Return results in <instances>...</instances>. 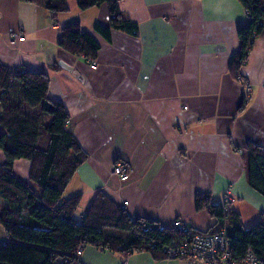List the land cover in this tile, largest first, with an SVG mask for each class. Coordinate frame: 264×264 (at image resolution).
I'll use <instances>...</instances> for the list:
<instances>
[{
    "label": "crops",
    "instance_id": "0c3cea01",
    "mask_svg": "<svg viewBox=\"0 0 264 264\" xmlns=\"http://www.w3.org/2000/svg\"><path fill=\"white\" fill-rule=\"evenodd\" d=\"M45 1L0 0V63L46 74L49 98L69 115L65 128L87 155L63 195H81L76 217L101 192L132 219L163 227L178 220L206 232L215 220L197 212L194 200L207 193L244 228L255 224L264 198L248 184L245 146L264 151V38L254 41L237 80L229 64L240 49L237 29L248 23L244 8L236 0H121L138 35L112 30L105 40L93 28L108 24L105 5L81 11L67 0L68 12L53 16ZM73 22L99 44L94 61L59 47L62 28ZM14 34L25 40L14 42ZM5 161L0 151V167ZM118 162L128 166L125 182L111 175ZM30 166L16 160L12 173L36 189ZM6 209L0 199V213ZM6 240L0 227V242ZM133 255L144 256V264H196Z\"/></svg>",
    "mask_w": 264,
    "mask_h": 264
},
{
    "label": "trees",
    "instance_id": "16d2710c",
    "mask_svg": "<svg viewBox=\"0 0 264 264\" xmlns=\"http://www.w3.org/2000/svg\"><path fill=\"white\" fill-rule=\"evenodd\" d=\"M35 3L37 0H20ZM67 0H46L44 7L53 16L68 12ZM81 11L105 5L106 26L95 24L94 31L110 40L112 30L136 37L138 27L120 11L121 0H75ZM249 21L237 29L239 51L231 57L229 71L237 75L252 49L254 41L264 38V0H236ZM59 47L88 61L97 58L99 44L78 22L61 30ZM49 78L21 68L9 69L0 63V151L5 163L0 167V199L8 209L0 213V227L9 237L0 246V264H83L77 251L85 247L110 252L126 259L147 253L154 261L168 260L162 248L179 242L185 235L199 231L175 230L157 221L137 217L97 192L82 217H76L81 195L63 200L66 187L87 155L66 130L69 115L63 105L49 98ZM245 106V101L239 110ZM40 108V112L27 110ZM246 171L249 186L264 198V151L247 144ZM30 162L29 180L36 189L23 184L12 173L16 160ZM197 212H206L215 223L205 233L217 234L225 229L230 255L241 261L251 249L264 264V214L249 228H244L235 212L226 206L213 205L210 194H197ZM183 260V259H175Z\"/></svg>",
    "mask_w": 264,
    "mask_h": 264
},
{
    "label": "built area",
    "instance_id": "2783aa9c",
    "mask_svg": "<svg viewBox=\"0 0 264 264\" xmlns=\"http://www.w3.org/2000/svg\"><path fill=\"white\" fill-rule=\"evenodd\" d=\"M246 18L249 21L247 13ZM12 37L14 42H23L25 40L22 34H14ZM91 68L95 69L96 67L92 65ZM235 78L239 80L238 75H235ZM244 89L246 93L250 92L248 85H245ZM111 175L116 176L121 182L127 181L129 177L128 166L121 162L116 163ZM172 227L178 231H186L178 220L173 222ZM82 251V248H79L77 255L79 256ZM162 252L168 260L183 259L196 264H260L251 249L246 250L241 261L233 260L230 255V242L225 229L220 233L211 235L205 232L185 235L182 241H174L164 246Z\"/></svg>",
    "mask_w": 264,
    "mask_h": 264
},
{
    "label": "rangeland",
    "instance_id": "374dc122",
    "mask_svg": "<svg viewBox=\"0 0 264 264\" xmlns=\"http://www.w3.org/2000/svg\"><path fill=\"white\" fill-rule=\"evenodd\" d=\"M7 242V240L4 242H0V246L6 245ZM82 252L83 256L79 257H81V259H83L84 257L88 258L87 262H89V264H121V262L123 261L122 257L116 254H112L106 251H96L94 248L91 247H85ZM128 259L130 264H144V256L142 255H133ZM184 262H187V260H185Z\"/></svg>",
    "mask_w": 264,
    "mask_h": 264
},
{
    "label": "water",
    "instance_id": "95a60500",
    "mask_svg": "<svg viewBox=\"0 0 264 264\" xmlns=\"http://www.w3.org/2000/svg\"><path fill=\"white\" fill-rule=\"evenodd\" d=\"M59 65H60L62 68L66 69V70H71L70 67H68V66L65 65L64 63H59Z\"/></svg>",
    "mask_w": 264,
    "mask_h": 264
}]
</instances>
